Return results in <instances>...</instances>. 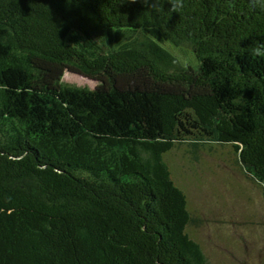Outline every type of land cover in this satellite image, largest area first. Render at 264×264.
Segmentation results:
<instances>
[{
  "label": "trees",
  "instance_id": "16d2710c",
  "mask_svg": "<svg viewBox=\"0 0 264 264\" xmlns=\"http://www.w3.org/2000/svg\"><path fill=\"white\" fill-rule=\"evenodd\" d=\"M188 141L264 188V0H0V264H208Z\"/></svg>",
  "mask_w": 264,
  "mask_h": 264
},
{
  "label": "rangeland",
  "instance_id": "374dc122",
  "mask_svg": "<svg viewBox=\"0 0 264 264\" xmlns=\"http://www.w3.org/2000/svg\"><path fill=\"white\" fill-rule=\"evenodd\" d=\"M191 59L185 50L175 52ZM65 82L93 88L82 76ZM176 184L188 198L189 236L208 264H264V188L246 174L230 145L185 142L167 157Z\"/></svg>",
  "mask_w": 264,
  "mask_h": 264
}]
</instances>
